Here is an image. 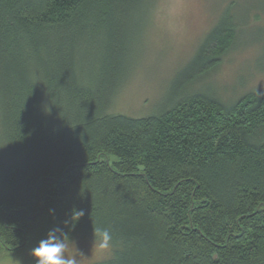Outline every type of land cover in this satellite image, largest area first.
Masks as SVG:
<instances>
[{
  "label": "trees",
  "instance_id": "trees-1",
  "mask_svg": "<svg viewBox=\"0 0 264 264\" xmlns=\"http://www.w3.org/2000/svg\"><path fill=\"white\" fill-rule=\"evenodd\" d=\"M148 2L0 0V260L37 232L106 227L93 264H264V93L225 102L203 84L238 47L236 22L210 31L166 108L106 111Z\"/></svg>",
  "mask_w": 264,
  "mask_h": 264
},
{
  "label": "rangeland",
  "instance_id": "rangeland-1",
  "mask_svg": "<svg viewBox=\"0 0 264 264\" xmlns=\"http://www.w3.org/2000/svg\"><path fill=\"white\" fill-rule=\"evenodd\" d=\"M148 3L145 19L141 10L137 12L126 35L121 85L107 113L139 119L166 108L180 74L210 31L226 17L238 24L239 45L217 70L204 77L203 84L225 102L248 93H264V0ZM81 51L78 67L84 76H91L97 55L84 48ZM33 237L29 247L5 255L0 264H37L32 251L47 234L37 232ZM66 255L74 256L77 264H93L107 257L108 249H100L90 239H77L70 241Z\"/></svg>",
  "mask_w": 264,
  "mask_h": 264
},
{
  "label": "clouds",
  "instance_id": "clouds-1",
  "mask_svg": "<svg viewBox=\"0 0 264 264\" xmlns=\"http://www.w3.org/2000/svg\"><path fill=\"white\" fill-rule=\"evenodd\" d=\"M83 210H72L71 224L74 228L81 217ZM69 221H65L67 225ZM59 233V235L57 234ZM112 241V233L106 227H94V245L100 249H107ZM70 247V240L62 229L55 228L48 232L45 239L40 240L39 245L33 249L32 256L37 264H77L74 256L66 255Z\"/></svg>",
  "mask_w": 264,
  "mask_h": 264
}]
</instances>
